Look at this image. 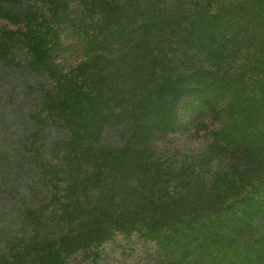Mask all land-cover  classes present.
<instances>
[{
	"label": "trees",
	"instance_id": "1",
	"mask_svg": "<svg viewBox=\"0 0 264 264\" xmlns=\"http://www.w3.org/2000/svg\"><path fill=\"white\" fill-rule=\"evenodd\" d=\"M0 20V264H264V0Z\"/></svg>",
	"mask_w": 264,
	"mask_h": 264
},
{
	"label": "rangeland",
	"instance_id": "2",
	"mask_svg": "<svg viewBox=\"0 0 264 264\" xmlns=\"http://www.w3.org/2000/svg\"><path fill=\"white\" fill-rule=\"evenodd\" d=\"M131 239H133L132 242H128L121 234H118L114 240L104 246V253L109 256L112 264H122L124 259L141 253L139 243L135 242L134 238ZM132 243L136 244L132 245Z\"/></svg>",
	"mask_w": 264,
	"mask_h": 264
}]
</instances>
